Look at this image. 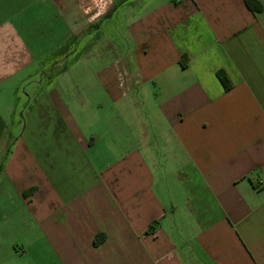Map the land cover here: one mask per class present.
I'll return each instance as SVG.
<instances>
[{
    "label": "crops",
    "instance_id": "crops-1",
    "mask_svg": "<svg viewBox=\"0 0 264 264\" xmlns=\"http://www.w3.org/2000/svg\"><path fill=\"white\" fill-rule=\"evenodd\" d=\"M0 264H264V0H0Z\"/></svg>",
    "mask_w": 264,
    "mask_h": 264
},
{
    "label": "rangeland",
    "instance_id": "rangeland-1",
    "mask_svg": "<svg viewBox=\"0 0 264 264\" xmlns=\"http://www.w3.org/2000/svg\"><path fill=\"white\" fill-rule=\"evenodd\" d=\"M99 53L97 51H92L90 52L89 50H87V52L85 51H71L68 54H62V53H56L54 54V59H55V65L54 67L57 69V67H59L60 65L64 64V62H71L76 63L75 65H77L78 63L83 65V64H88V65H92L93 67L97 66V58H98ZM86 62V63H85ZM83 68L81 66L78 65V67H73L72 71L69 73V78L74 79L75 77H77V75L79 73H81ZM93 73H95V71H92Z\"/></svg>",
    "mask_w": 264,
    "mask_h": 264
},
{
    "label": "trees",
    "instance_id": "trees-1",
    "mask_svg": "<svg viewBox=\"0 0 264 264\" xmlns=\"http://www.w3.org/2000/svg\"><path fill=\"white\" fill-rule=\"evenodd\" d=\"M247 5L250 9L254 10L253 3L251 1H247ZM218 75H219L220 80H221L222 84L224 85L225 89L226 90L231 89L232 88V82H231L230 78L227 76V74L224 71H220L218 73ZM96 244H98L97 240H96Z\"/></svg>",
    "mask_w": 264,
    "mask_h": 264
}]
</instances>
